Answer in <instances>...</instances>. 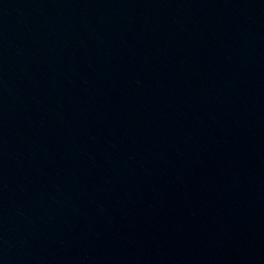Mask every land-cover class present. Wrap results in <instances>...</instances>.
Instances as JSON below:
<instances>
[{"label":"water","instance_id":"1","mask_svg":"<svg viewBox=\"0 0 264 264\" xmlns=\"http://www.w3.org/2000/svg\"><path fill=\"white\" fill-rule=\"evenodd\" d=\"M0 264H264V0H0Z\"/></svg>","mask_w":264,"mask_h":264}]
</instances>
